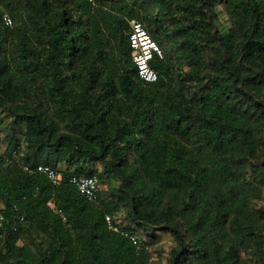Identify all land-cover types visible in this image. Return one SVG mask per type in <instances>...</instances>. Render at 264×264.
<instances>
[{
	"label": "trees",
	"instance_id": "trees-1",
	"mask_svg": "<svg viewBox=\"0 0 264 264\" xmlns=\"http://www.w3.org/2000/svg\"><path fill=\"white\" fill-rule=\"evenodd\" d=\"M132 18L163 52L155 82ZM0 108V264H149L162 233L170 264H264V0H0ZM41 164L59 186L22 167ZM74 175L98 177L96 201Z\"/></svg>",
	"mask_w": 264,
	"mask_h": 264
},
{
	"label": "built area",
	"instance_id": "built-area-1",
	"mask_svg": "<svg viewBox=\"0 0 264 264\" xmlns=\"http://www.w3.org/2000/svg\"><path fill=\"white\" fill-rule=\"evenodd\" d=\"M3 22L6 25L12 24L11 18L7 14L3 16ZM128 24V43L136 73L144 82H155L158 75L150 63L154 58L162 59L163 52L158 44L147 33L143 24L139 20L132 18L129 20ZM0 153H2L1 149ZM22 167L27 172L44 175L54 186H59L63 180L62 174L48 165L41 164L35 167L23 165ZM70 183L74 185L79 193L84 195L88 200L93 202L96 201L99 184L97 176L74 175L70 178ZM104 220L109 230L127 237L135 244L137 243L136 236L131 234L129 230L119 226L111 215L106 214ZM4 222L5 217L0 209V230L4 228Z\"/></svg>",
	"mask_w": 264,
	"mask_h": 264
},
{
	"label": "rangeland",
	"instance_id": "rangeland-1",
	"mask_svg": "<svg viewBox=\"0 0 264 264\" xmlns=\"http://www.w3.org/2000/svg\"><path fill=\"white\" fill-rule=\"evenodd\" d=\"M215 23L220 29H226L230 22L228 20V16L225 12L224 6L219 4L216 8V17ZM12 120L11 115L5 108H0V149L3 151L8 141V136L10 134V122ZM98 170L99 166H95ZM105 186L100 185V188L103 189ZM252 210L256 211L260 216L264 213V191H262L260 198L256 199L252 204ZM260 219H263L259 217ZM116 219L122 222V225L127 226L128 219L125 213V210H121L117 215ZM131 227V226H130ZM133 227V226H132ZM143 237H145L143 235ZM145 240V238H144ZM157 242L153 243L149 246V250L151 251V257L149 264H170L169 258L172 248L176 246V242L173 237L169 234H158V238H156ZM239 254L241 259L244 261H248L252 263L254 256L251 251H247L244 248L239 250Z\"/></svg>",
	"mask_w": 264,
	"mask_h": 264
}]
</instances>
